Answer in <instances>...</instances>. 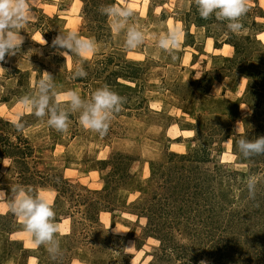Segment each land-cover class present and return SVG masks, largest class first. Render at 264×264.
I'll return each instance as SVG.
<instances>
[{"label": "rangeland", "instance_id": "1", "mask_svg": "<svg viewBox=\"0 0 264 264\" xmlns=\"http://www.w3.org/2000/svg\"><path fill=\"white\" fill-rule=\"evenodd\" d=\"M118 3L31 0L34 19L22 29L20 52L0 62L6 69L0 73V190L10 194L17 184L43 190L60 225L56 238L61 249L54 261L46 246L30 243L18 218L0 211L10 221L5 228L6 221L0 220V264H189L191 258L194 264H244L258 242L264 245V214L256 209L264 208V195L256 206L241 188L261 173L250 172L236 144L243 134L252 140L257 127L264 129V0H249L244 29L237 33L227 29V21L213 18L205 27L196 26L194 0H127L121 6L132 10L129 23L145 34L144 42L131 50L124 46L123 32L113 31L111 18L100 12L102 6ZM175 27L184 33L179 46L170 51L157 47L153 36ZM67 32L94 38L95 51L64 59L59 55L63 49L54 48L52 40ZM235 44L241 50L235 51ZM81 65L87 76L72 79ZM44 72L53 76L57 93L74 90L88 99L108 85L124 97L107 134L83 128L78 112H70L68 130L58 132L47 125V117L37 118L19 104V97L35 91ZM227 128L230 135L225 136ZM18 145L31 149L23 161ZM203 147L207 156L200 152ZM173 154H192L196 161L203 157L205 163L193 164L217 175V200L224 209L217 217V239L203 235L199 244L187 236L184 223L177 227L172 221L178 247L165 251L166 244L146 232L138 212L154 185L152 172ZM118 155L131 159L130 178L123 184L114 182L111 166L102 170V161ZM30 175L48 179L36 186L27 181ZM107 178L116 188L104 193L107 201L102 203L109 208L92 221L86 217L87 199L91 193L104 196ZM62 182L66 188L58 192ZM218 245L223 256L213 259ZM245 264L263 263L255 257Z\"/></svg>", "mask_w": 264, "mask_h": 264}, {"label": "clouds", "instance_id": "2", "mask_svg": "<svg viewBox=\"0 0 264 264\" xmlns=\"http://www.w3.org/2000/svg\"><path fill=\"white\" fill-rule=\"evenodd\" d=\"M197 11L202 19H209L213 15L221 21H227V29L232 33L244 29L242 18L249 11V0H194ZM127 0H119L118 4H108L100 8V12L111 18L112 29L117 33L123 32L126 49L139 47L145 38L144 32L136 24H130L132 10L126 6ZM34 19L31 0H0V62L5 57L14 56L20 52L24 43L21 35L23 27ZM183 31L180 27L172 28L166 33L154 35L157 47L170 51L179 46ZM43 45L46 41L41 37ZM94 38L79 36L76 32L58 33L52 40V46L59 51L64 59L71 60L73 54L80 56L92 53L96 48ZM6 69L0 67V73ZM87 72L77 66L72 79L84 78ZM35 81V91L18 98L35 117L43 119L58 132H66L69 127V113H79L80 125L104 136L108 132L110 121L119 113L125 98L112 91L108 85L96 88L89 94L88 99L82 98L76 91L67 90L57 93L53 76L44 72ZM64 102L66 107H61ZM241 107V106H240ZM17 130L24 125L17 122ZM195 135V133H193ZM239 153L244 158L254 155H264V136L249 140L246 135L236 141ZM256 177L250 176L246 188L250 197L255 196ZM10 211L23 226L24 232L30 237L34 247L46 246L50 257L55 261L61 254L60 242L56 234L60 225L56 222V213L52 207L51 198H45L43 190L37 192L31 186L17 184L10 189V194L0 190V211ZM73 264H80L74 260Z\"/></svg>", "mask_w": 264, "mask_h": 264}, {"label": "trees", "instance_id": "3", "mask_svg": "<svg viewBox=\"0 0 264 264\" xmlns=\"http://www.w3.org/2000/svg\"><path fill=\"white\" fill-rule=\"evenodd\" d=\"M195 16L196 19L194 23L196 26L200 27H205L207 25V22L205 21L209 19L211 20L212 18L215 22L219 21L215 19L216 17L214 15L207 20L202 19L198 12H196ZM245 40H248V38ZM231 46L235 51H237L240 47L236 44ZM241 48L242 47H240V50ZM263 133L264 129L257 127L254 130V133H252V139L264 136ZM227 135H230V129L228 128L225 130V136ZM244 135L245 134H243V136ZM20 145L22 144L20 143ZM20 145L17 146L18 148L16 149V152L23 161V158H27V154L31 153V149L28 146L20 148ZM200 152H202L204 156H207L208 152L206 147H203V150H200ZM192 158V154H173L165 165H161L155 169L152 172L154 185L152 189H150V194L148 195L149 197L146 198L139 207L140 210L138 212V216L142 220L144 219L146 221L144 226L146 232L156 236L162 245L165 243V251H173L176 247H178L175 245L174 242L176 241L171 234L173 223L177 227L179 224L184 223V227L188 231L187 236L198 243L203 239V235L210 240L217 239L215 235L217 230H219L217 217L220 215L219 212L224 209L220 207L221 205L217 200L218 195H220L218 194L219 191L217 192V189L215 188L217 175L215 176L212 172L208 173V170L203 169V167L200 168L198 165L194 166L193 163L196 162L205 163L203 161V157L199 161H196V159L193 160ZM247 160L250 167L249 170L253 173V175L261 173L260 178L256 179L257 183L254 198L248 195V200L257 206L258 197L264 195V155H254L247 158ZM102 162L104 164L102 170L107 171L108 166H111L112 169L109 173L116 177L114 181L115 183L119 184L122 182L123 184L130 178L129 164L131 159L126 155L113 156L109 160ZM260 165H262V167H260ZM22 176L24 177L26 175L23 174ZM108 178L105 181V189L103 192V194L105 193L106 195H109L111 191L116 188L114 185H110L112 184V181ZM46 179H48L47 176L36 177L35 175H30L27 181L32 182L35 185H40L46 182ZM65 185L66 183L62 182L56 190L58 192H63V189L66 188ZM242 187L245 189L244 192L248 193L246 186L242 185L241 188ZM105 194L104 196H100V194L96 195V193H91V196H89L90 198L87 199L86 202V208L89 209V212L86 213V217L91 220H95L99 217L100 213L105 211L104 209H106V207L109 208L102 203L107 201V196ZM256 209L260 210V214H264V208H258L257 206ZM255 213V217L257 218L258 212L256 211ZM6 217L7 216L0 217V220L4 219V221H6L8 219ZM257 219V222L261 223V217ZM237 221L239 222V219H237ZM0 223L3 224V221H0ZM4 224L3 226L8 228V226H10V221H6ZM254 233L259 237V231ZM217 241L218 243L221 242L222 238H219ZM254 247L256 249L247 255L249 258L247 257L248 259L244 262V264L255 259V257L261 259L264 264V245L258 242ZM191 249L192 253H196L195 247L191 246ZM186 250V247L181 249V251H183L182 257L185 256L184 252ZM221 250L222 249L219 248L218 245L215 251L216 254H212L211 257L213 259L216 257H222L223 254H221ZM193 262L194 259L191 258L189 264H194Z\"/></svg>", "mask_w": 264, "mask_h": 264}]
</instances>
